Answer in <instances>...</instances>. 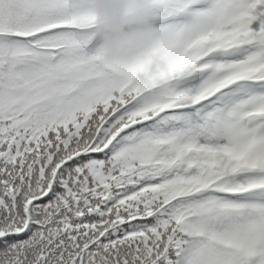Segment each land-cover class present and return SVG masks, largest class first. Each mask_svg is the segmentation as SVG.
I'll use <instances>...</instances> for the list:
<instances>
[{"label":"snow or ice","instance_id":"6c2138e0","mask_svg":"<svg viewBox=\"0 0 264 264\" xmlns=\"http://www.w3.org/2000/svg\"><path fill=\"white\" fill-rule=\"evenodd\" d=\"M150 106L93 0H0V264H264V0H157Z\"/></svg>","mask_w":264,"mask_h":264},{"label":"clouds","instance_id":"9594fccd","mask_svg":"<svg viewBox=\"0 0 264 264\" xmlns=\"http://www.w3.org/2000/svg\"><path fill=\"white\" fill-rule=\"evenodd\" d=\"M157 0H93L95 30L105 54L116 62L140 61L136 80L142 89L143 102L151 105L173 92L171 78L162 71L168 63L161 54L152 53L160 38L153 20Z\"/></svg>","mask_w":264,"mask_h":264}]
</instances>
